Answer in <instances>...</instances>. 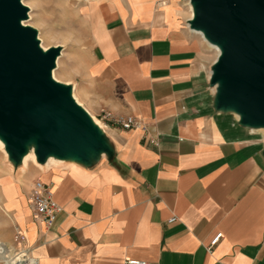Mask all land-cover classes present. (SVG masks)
<instances>
[{
  "label": "crops",
  "instance_id": "obj_1",
  "mask_svg": "<svg viewBox=\"0 0 264 264\" xmlns=\"http://www.w3.org/2000/svg\"><path fill=\"white\" fill-rule=\"evenodd\" d=\"M181 5L99 1L90 106L141 126L110 124L108 148L75 167L5 173L2 208L38 264H264V138L213 115L206 44ZM38 178L63 208L49 229L27 204Z\"/></svg>",
  "mask_w": 264,
  "mask_h": 264
},
{
  "label": "water",
  "instance_id": "obj_2",
  "mask_svg": "<svg viewBox=\"0 0 264 264\" xmlns=\"http://www.w3.org/2000/svg\"><path fill=\"white\" fill-rule=\"evenodd\" d=\"M191 1L189 25L221 45L211 75L220 84L216 106L234 108L244 126L264 127V0ZM27 18L22 0H0V136L14 160L34 141L42 164L50 155L87 161L108 148L105 135L52 79L60 50L45 53L37 31L22 25Z\"/></svg>",
  "mask_w": 264,
  "mask_h": 264
},
{
  "label": "rangeland",
  "instance_id": "obj_3",
  "mask_svg": "<svg viewBox=\"0 0 264 264\" xmlns=\"http://www.w3.org/2000/svg\"><path fill=\"white\" fill-rule=\"evenodd\" d=\"M25 2L31 8L30 11L32 10L30 13L33 21L29 22V26L37 31V37L41 39L44 47L46 49L59 48L60 50L57 58L58 66L54 70L56 71V80L74 87L75 94L82 106L103 125L110 127L108 122L102 121L101 113L97 114L92 110L87 94L89 92L87 88L89 72L95 60V36L101 30L100 25L96 24L98 4L86 0H25ZM181 3L184 7L183 10L181 8V12L188 16L187 22L185 19L184 23L188 24V18L192 17L189 0H181ZM89 4L95 5L87 6L86 9L80 7ZM86 13H89L90 17H87ZM205 44V61L211 67L212 74V68L218 55L206 42ZM209 84L208 102L211 104L213 115L227 118L233 126L252 132L251 129L248 130L241 124V120L235 116L231 109H218L216 106L218 86L211 80ZM252 133L264 138V132L261 130L256 129ZM19 160L6 156L0 147V184H5L4 175L8 171L13 172L15 176L19 174L22 178L33 166L38 168L35 164L30 163L29 169L25 168L23 171L22 159ZM33 176L34 172H28L27 177ZM8 232L11 233L10 239L5 237ZM15 233L16 226L11 223L0 202V237L2 239V241L0 239V251L4 249L12 251V249L18 248L14 239ZM0 264H8V262L0 258Z\"/></svg>",
  "mask_w": 264,
  "mask_h": 264
},
{
  "label": "built area",
  "instance_id": "obj_4",
  "mask_svg": "<svg viewBox=\"0 0 264 264\" xmlns=\"http://www.w3.org/2000/svg\"><path fill=\"white\" fill-rule=\"evenodd\" d=\"M102 121L110 124L120 126L123 130H132L141 126V121L134 117H126L116 119L113 117L111 112L102 110L101 111ZM151 143L154 145L158 144V140L153 139ZM28 207L31 210L32 220L36 223L43 224L46 228H51L57 220V217L62 213L63 208L55 199L54 188L52 184L44 182L41 178L35 180L31 193L27 198ZM176 221V218H172L170 223ZM222 234H218L211 242L210 248L212 249L217 245ZM15 242L17 243L18 250L22 249L24 253L21 255V261L26 264H38V260L32 255L34 248L28 244L27 236L24 230L16 228L14 236ZM126 264H148L144 261L139 260H127Z\"/></svg>",
  "mask_w": 264,
  "mask_h": 264
},
{
  "label": "bare ground",
  "instance_id": "obj_5",
  "mask_svg": "<svg viewBox=\"0 0 264 264\" xmlns=\"http://www.w3.org/2000/svg\"><path fill=\"white\" fill-rule=\"evenodd\" d=\"M87 2H92V3H95V4H98L100 0H86ZM22 4L27 7L28 9V18L26 20H22V25L24 27H31L29 26V22L32 20L33 21V18L31 16V11H30V7L27 6L25 0H22ZM95 4H89V5H82L80 6L81 8L83 9H86L88 8L87 6H94ZM189 6L192 10V17L188 19V28L196 35H198L204 42H206L213 50H215L217 52V59L215 60V62L218 60V57L220 56L221 54V45L218 44V43H214L212 41H210L208 38L205 37L204 35V31L202 29H197V28H192L191 25H189V22H192V20L194 19L195 17V7H194V4L191 0H189ZM86 7V8H85ZM87 17H90L89 16V13H86L85 14ZM100 25V28L101 27V23H100V20L98 22V26ZM32 28V27H31ZM34 29V28H33ZM100 32V30H99ZM39 35V34H38ZM38 41L40 42V48L46 53L48 52L50 49L49 48H45L44 45H43V42L41 41V39H39V37H37ZM214 62V63H215ZM58 66V62L56 60V67ZM56 70V69H54ZM52 71V79L58 83V84H61L63 86H66L69 88L70 90V95L72 97V99L75 101V103L87 114V116L89 117L90 121L92 122L93 126L95 128H97L99 130V132L103 135H106L108 133V127L103 125L100 121H98L92 114H90L87 109L82 106L81 102L79 101V99L77 98L76 94H75V91H74V87H71L70 85H66L64 83H61V82H58L56 79V71ZM212 75V74H211ZM217 86L219 88L220 84L217 83ZM232 111L235 113V116L238 117L240 120H242V115H240L238 112H236V110L234 108H232ZM245 127L253 132L254 130L258 129V130H261L262 132H264V127H250L249 125H245ZM0 147L3 149L4 153L6 154V156L8 157H11L10 155V151L7 147V144L5 142V140L0 136ZM35 143L34 141L29 143L26 147V151L22 157V163H23V167L24 169L27 168V166H29L30 163H33L35 164V166H38V168L40 167V169H45L47 167H49L50 165L52 164H55V165H58V166H64V167H75L76 164H74L75 162V157L73 156H68V157H58V156H55V155H50L47 160L45 161L44 164H42L41 162L38 161V157H37V154H36V151H35ZM67 165V166H66ZM16 228H19L16 226ZM15 253L14 254L12 251L10 250H2L0 251V258L3 259V260H6L8 262V264H19L18 262L21 261V257L20 259H18V257H15L16 256H24V255H21L22 253H24V251L22 249H15Z\"/></svg>",
  "mask_w": 264,
  "mask_h": 264
}]
</instances>
